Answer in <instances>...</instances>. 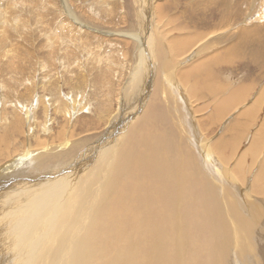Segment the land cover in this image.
<instances>
[{"label":"bare ground","instance_id":"1","mask_svg":"<svg viewBox=\"0 0 264 264\" xmlns=\"http://www.w3.org/2000/svg\"><path fill=\"white\" fill-rule=\"evenodd\" d=\"M12 1H13L12 3H14V0ZM104 1L105 3H108L107 6L110 5L111 7H114L113 0H104ZM117 1L122 2V0H115V2ZM136 1H137V5L139 6V8L137 9V16H138V21H139L138 32H135L133 30L134 32L130 31L132 33H128V34H125V33L116 34L117 37L123 36L121 38L125 39V42L123 41L124 42L123 45H125L126 48L128 47V45L131 44V42H134L135 45H137L139 49V55L137 53L139 57L138 62L136 63L133 71L130 74L126 70L127 63L125 64V62L127 60L126 56L128 55V52H129L128 49L121 50L123 54L122 60L124 63L122 62L119 64L118 62L122 60L121 59L119 60V58L118 60H115L116 58L114 59L113 58L114 56L111 55V53H109L108 55H104L106 57L109 56V62L113 63L114 65L113 67H111L112 69L111 71L113 73L112 76H116L117 74L120 75L118 76V81H122L121 80L122 76L126 75L127 73L129 74V78L127 81H124L123 84L120 83L121 85L118 88H116V86L114 87L116 91V96H117L116 99L120 107L116 112H114L111 115L110 123L107 124L106 130L104 132L105 134L99 137V139H97L94 143H92L91 145L85 148L84 146L87 143L86 139H84L83 137L77 136L76 127L74 126L73 123H72L73 126L72 124L70 126L68 125V122L70 118L72 117L74 110L72 112V110H69V108L65 107V105H64L65 108L63 106H60L62 103L60 105L55 106L54 112L56 113L60 112L63 114L62 117L64 116V123H60L58 121L60 130H59L56 142H54L56 143V146H57L54 153L58 154V156L64 157L63 158L64 161H66L65 158H67L70 161L66 164H63L65 168L64 169L62 168L61 171H59V169H56V171L54 170L51 173H54L55 176L59 177V174L63 172L65 176L61 174L62 177L65 180H67V182L68 181L70 182L66 186H60L58 184L60 186L59 187L56 184L58 179L53 178V175L50 176L51 173H44L37 177H34L33 179L42 185L40 189H43L44 187L45 189H47V191H54V190H57V188L59 187L58 189L59 192H55V194L57 193L58 194L56 196L53 194L55 196V198H53L55 200L54 204H56L55 209L58 215V217L56 218V220L58 221H55L57 222L56 227H54L53 232H51L49 239L47 238L48 245L43 249L38 248L39 250L36 251L37 252L35 254L36 257H34L35 259L33 258L34 259L33 262L34 264H190L189 262L192 260L190 258V235H191L190 227L193 224L194 219L198 221L203 215V213L206 212L207 213L206 215L208 217V224L211 226V228L213 229V232L216 234L215 239L219 241V242L214 241L215 243H213L212 245L213 255L215 254L212 258V264H232L231 263L232 261L230 259L231 258L230 248L232 244L236 245L237 251L238 253H240V255L242 256L246 255L245 260H247L249 264H261L259 261V255L262 254V249L264 247V246L262 247V242L264 240L263 238L264 236V212L261 206L256 204V205H252V207H248V206L245 207V205L240 202L238 195L237 196L234 195L233 197H230V196L225 197L223 196V191H226L227 187L229 186L232 187L234 185L233 182L232 183L230 182L229 177L231 176L232 179L234 178L230 172L234 171L235 174L237 175V178H240L245 173L244 172L245 163L247 164L248 161H251V160L256 161L258 156H260V153L262 152L261 150H263L264 120L260 123L259 127L255 129L256 132L255 134L253 133L254 134L253 139L250 142H248L249 145L246 147V149H244L242 152L239 151L241 146L244 144L245 140L249 138V134L251 133L250 131L252 130L251 128L253 127V125L257 124L259 120L258 119L259 115H257V113L260 111V107H262L264 103V87L262 86L260 88L259 95L256 97V99L253 102H249L250 104H248L247 106H242L243 103L248 101V97H249L248 92L254 87L253 85H251V83H248L247 85L240 84L236 88V91H232L231 93H226L225 96L223 95L224 97L215 103L212 111L208 115L203 116L202 118H197L196 114L192 115L191 109L193 108L192 106H194L193 103H192V106L189 105V102L187 100L188 96L186 97L185 95L186 92L184 93L183 89L180 87L181 85L179 86L178 83L175 82L176 80L174 81V75L170 74V69H166L165 70L166 72L163 70V75H161V77L163 76L164 79L161 83V89H160V93L163 97L162 101H164V103H162V105L164 106L163 109L159 110L158 112L156 111L153 112L150 116L149 115L145 116V118L142 121L143 122L142 126L138 127L136 125H133L134 126L133 133L129 129L127 131L124 130L123 135H121V131L124 128V124H123L124 113H123V106H121V104H123V102L125 103L127 94H129L130 91H132V93L133 92L137 93L139 91L138 95H140V97L137 103L136 104L134 103L133 105L136 106L137 104H139L141 107H143V105L145 106V103L148 97L147 95L151 88V82H152V81L150 82L151 77L149 76L152 74L147 73L145 70L147 62L150 60L147 61V57H145L146 54L144 56V53H143V50L146 49L145 48V46L147 45L146 42L148 40L152 42L151 41L152 38L147 39L146 37L148 35L147 32L149 33V30H147L148 28H146L144 25V23L146 22V26L148 23L149 24L148 27H150V23L148 22V12L149 11L147 10L146 11L147 13L145 12L146 10L145 4L142 1L141 2L140 0H136ZM232 1L233 0H221V3L219 4L220 5L219 9H221L220 13L223 12V4H224V9H225V13L227 17L232 16L233 15ZM9 2L10 0H8V4ZM64 2L66 3L67 1H64ZM100 2L102 1L100 0ZM16 3L17 2L15 1V4ZM6 4L7 3H5L2 6L5 7ZM67 4L68 3H66V7H67ZM117 5L118 4H116V6ZM16 6L18 8V5ZM68 6L71 7L70 4H68ZM63 7L65 6L63 5ZM69 7H68L69 12L67 11V9L66 10L64 9L65 11H62L63 13L66 12L65 16L68 17V20L60 19L61 16L60 18H58L59 19L58 24H60L64 32V33L62 32L63 35L62 33H59L62 35L60 37L61 40L66 39L67 41H71L75 43L77 41H74L73 38L76 36H79V38L77 39L78 42L85 43V41L89 39V38L87 39V36L85 35L86 31L102 32V31H99L100 29L98 30L95 28L93 29V27L92 28L88 27L87 25L89 23L87 25L86 24L84 25L81 23L82 21L78 22L79 19L77 17V14L75 13L74 9L70 11L72 7L70 9ZM10 8L12 7H9L8 9ZM2 9L5 10L6 8H2ZM19 9L20 8H18V10ZM14 10L15 12H17L16 7L14 8ZM7 11L10 12L11 9L10 11L9 10ZM71 12L73 14H71ZM17 13H18V16L22 15L19 12ZM14 15L13 17L17 18V15L16 16ZM0 19L3 21L6 20V18L5 19L0 18ZM198 20L201 21V18ZM172 21L173 20L171 19V22ZM202 21L204 20L202 19ZM1 23H0V26L3 27ZM10 24H13V23L11 22ZM253 24H256V26L252 27ZM5 25L7 26L8 24L5 23ZM16 25H19V24H16ZM155 25L158 28L160 27L157 24ZM188 25L189 24H187V26ZM202 25H205V23H202L199 25L195 24L194 26L198 28V26L200 27ZM165 27L166 25L164 26V28ZM188 27L193 28V26H188ZM240 28H242L240 30L241 32L240 36L242 40L240 41L244 40L243 44L245 46L247 42H250V41L255 44V47H253L252 51L250 52L251 60L253 61L257 60L259 63H263L264 44L260 43V37L262 34V33L260 34V31H264V3L262 4L260 14L257 16V18L252 20V22L250 21L245 22L244 26H241ZM65 29L67 30V32L65 31ZM178 29H181V27ZM233 29H234L233 26L228 25V27L226 29H223L222 31L219 28L218 29L214 28L211 31L200 30L199 33H193L191 31L183 32L182 30V32L180 31L181 33L178 32L179 33L178 37L174 38L175 41H173L174 39L167 40L166 43L171 48H168V46H166V48L170 50V53L176 52L174 54H176L177 57H180L179 59H181L179 63L177 62L179 64L178 66H182L184 65L186 60L192 59L193 57L197 55H201L200 53H202L204 49H206L209 46H212L216 42L218 43L219 41H221V38L224 39V37H227V36H224V34L226 32H232ZM22 30L24 31L26 29H22ZM153 33L154 32H152V34ZM17 34H14V35H17ZM94 35H96V33ZM229 35L231 34L229 33ZM22 36H21V39H22ZM6 37H8V35H6ZM56 37H57L56 39L57 41L60 40V38L58 39V36ZM98 38H100V36H98ZM262 39L261 40L263 42L264 37ZM19 40H20V37H19ZM100 40H102V38ZM110 40L112 41V39ZM194 40H196L195 41L196 44H194V46L197 44L198 45L195 48V50L192 52L190 49L193 48L192 47L193 44H191L190 42H193ZM115 42L116 43H113V45L111 46H114V44H118L117 41ZM173 42L175 43V45ZM179 42H181V44L183 43L186 46L188 45L191 48L186 47L188 49L181 51V49L183 48L181 46V49H180V45H178ZM239 42L233 43L231 48L228 47L226 49L228 52L225 54V56H222L221 53L220 54L215 53L209 56L208 59L211 61L209 62V64L205 60L201 59L200 62H198L196 65L193 66V69L200 71L199 75H201L204 72L201 76L202 78L201 81L204 82L203 86L206 87L207 92L209 94L218 96V93H220L221 90L223 92L224 90L226 91V89L228 88V84H227V87H222L221 83H219L220 81H218L216 78L217 76H213L214 71L212 72L211 69H214L215 68L214 66L219 65L220 63L226 62L227 60L229 61V59L227 58H243V56L249 57V53L247 52V50L245 51V49L242 47L238 48ZM54 44L55 43L53 42V45ZM151 44L155 45L154 43H151ZM243 44L241 46H243ZM66 46L68 47L69 44H66ZM83 47H85V45ZM137 47L135 46V48ZM71 48H72V45H71ZM153 48L155 50V47ZM237 48L238 50L235 51V49ZM209 49H211V47ZM115 50H117V47ZM189 50L191 51V54ZM185 51H189L190 56H185L186 55ZM6 52L7 51H5V53ZM170 53L168 52V56L166 57H169V55H171ZM72 55H74V53ZM78 57L80 59V56ZM106 57L105 59L108 58ZM177 57H176V60H177ZM113 59L115 60L114 62H113ZM79 61L75 62V64L78 65L79 68L84 69L83 65H81ZM167 61H171V60H169L168 58ZM69 64H66L65 67L69 66ZM71 65H74V64L71 63ZM41 66L43 68H46L47 65L42 64ZM2 82L0 83L3 85ZM18 83H20V81H18ZM11 86L12 85L9 86L10 89H11ZM200 86L201 84H198V81L197 83L194 82L190 86L189 91L190 93H192L190 94L192 98H196L197 93L200 92L201 90ZM33 88L34 86H32V89ZM10 89L8 88L9 91ZM15 90L17 89L15 88L14 91ZM192 98L190 99L192 100ZM39 100L41 102V99ZM195 101H197V99H195ZM42 103L45 106L44 113L48 114L49 106L47 102L44 100ZM12 107L14 106L12 105ZM81 107L83 108V106ZM237 107H241L242 110H238L234 118L232 120H229L227 124L222 126L223 128L220 127L223 130V132L221 130L222 133H220L216 139L209 137V132L211 133L212 125L213 124L220 125L222 120L225 119L224 117L227 114L231 113ZM32 108L30 109L25 108L24 111L21 110L22 109L21 107H19V109H16V110L13 109V118L11 120H10V117L9 119H7V117L5 116L3 117V120H5V125L10 124L14 128H17V130L15 131L21 133V130L23 128V122H25L26 119L28 121H31V119H33L35 116L34 106H32ZM188 112L190 114H188ZM109 113L110 112H108V114ZM132 115L130 118L129 117L126 118L127 124L130 121H132L133 116H134ZM205 118H206V121H208V123H205L206 128H204L201 125L202 120L205 121ZM148 120L151 123L147 126ZM30 124L31 123H29V125ZM2 128H3V125H2ZM44 128L46 131L47 129L46 125L44 126ZM110 139L111 140L114 139V140L108 146H104L110 142ZM118 141H119V144H117ZM40 142L43 143V146L38 147L39 145L37 144L38 145L37 147L38 149H41V150L46 149L51 145V143H48L47 139L46 141L41 140L39 141V143ZM83 147L84 149H82ZM30 149L31 148L29 146L27 151H24V154L26 152L33 153V151ZM102 149L104 150V153L101 155H98L97 152L99 150L102 151ZM58 150L60 152H58ZM48 152L49 151L47 150L39 151L37 153L34 152L33 154L36 153V156L33 155L32 159H29L27 157L26 158L17 157L18 159L14 161L12 160L11 157H8L11 159L5 162L6 165L2 164L3 167L0 166L2 167L0 168V170L5 169V168H7L6 170H9L16 166L15 163H19L20 161H21L20 163L21 166H25L24 165L25 163L23 162L29 163L33 159H35L36 162L41 161L45 159L47 156L51 155V153H48ZM227 152L229 153L228 155H227ZM0 153L1 154L7 153V148L2 149ZM233 161H236V164L233 167H230L229 165L232 164ZM222 162L228 163V166L230 168L228 170L223 169L222 168L223 164L221 166ZM59 168H61V166H59ZM230 169L232 170L230 171ZM228 172L230 175L228 174ZM2 174L3 173H1V175ZM257 176L259 177V174ZM12 177H15V175ZM10 179H8V181ZM12 182L13 181L11 180V182L9 183L11 184ZM36 182L35 183L33 182V183L36 184ZM63 182L65 183V181ZM28 187H29V184H28ZM32 187H35V186H32ZM42 192L44 193L45 191H42ZM46 193L48 194V192ZM26 194L29 195V193H26ZM19 198L21 199V197ZM45 199L47 200V198ZM31 200H33V198ZM37 201L39 200L37 199ZM25 205L26 204H24L23 206ZM51 210L52 209H50V213H51ZM191 216L193 220H190ZM48 218L50 219L52 218V216L51 217L48 216ZM41 241H38V242H41ZM29 250L31 251V249ZM25 259L27 260V258Z\"/></svg>","mask_w":264,"mask_h":264},{"label":"rangeland","instance_id":"2","mask_svg":"<svg viewBox=\"0 0 264 264\" xmlns=\"http://www.w3.org/2000/svg\"><path fill=\"white\" fill-rule=\"evenodd\" d=\"M15 1L18 4L17 3L15 4ZM64 1H67L66 3L70 4L72 8L69 7L68 4L66 7V3ZM101 1L103 3L100 2V0H27V1H25V0H20V1L14 0V3H12L13 1L10 0V2L8 4V0H3V1L0 0V6H1L0 7V18H2V19L6 18V20H7V21L6 20L3 21L0 19V23L2 22L1 25H3V27H4L3 28L0 26L1 27L0 28V36H1L0 37V44H1L0 45V74H1L0 79H2V80H0V82L3 81L2 82L3 85L0 83L1 84L0 85V111H1L0 112V140H1L0 151L2 149L7 148V153H4V154L0 153V166H2V164H5V162L11 158L14 161L16 159H18L19 157L20 158L21 157H23V158L27 157L29 159H32L33 155L36 156L37 152L44 151V150H47V151H49L48 153H51V155L47 156L45 159H43L41 161L36 162V160L33 159L29 163L23 162V163H25L24 164L25 166H21L20 165L21 161H20L19 163H15L16 166L9 169V170H6L7 168L0 170L1 171L0 172V178H2V179H0V196H2V197H0V199H1L0 200V264H30V263L34 264L33 260L35 259L34 257H36V255H35L37 253L36 251L39 250L40 248L43 249L48 245L47 238L49 239L51 232H53L54 227H56L57 222H55V221H58V220H56L58 215H57V212L55 209V205H56V204H54L55 200L53 198H55V196L58 194V193L55 194V192H59V190H58L59 187L68 185L70 181L67 182V180H65L62 177L61 174H63L65 176V174L63 172L59 174V177L55 176V174L51 173V172L54 170L56 171V169H59V171H61L62 168L63 169L65 168V166L63 164L68 163L70 160L65 158L66 161H64L63 160L64 157L58 156V154L54 153L55 149L57 148L56 143H54V142H56V139L58 137V133L60 130L59 125H58V121L60 123H64V116L62 117L63 114L60 112L59 113L54 112L55 106L60 105L62 103L60 106L64 107V105H65V107L69 108V110H72V112L74 110V113H73L72 117L70 118L68 125L70 126L73 123L74 126L76 127L77 136H80V137H83L84 139H86L87 143L84 146L86 148L87 146L94 143L97 139H99V137H101L102 135L105 134L104 132L106 130L107 124L110 123L111 115L114 112H116L120 107V105L118 104L117 99H116L117 96H116V91H115L114 87L116 86V88H118L121 84H123L124 81L128 80V78H129L128 73L131 74L136 63L138 62L139 49H138L137 45H135L134 42H131V44L128 45V47L126 48V46L123 45V43L125 42V39L121 38L123 36H120V37L116 36V34H118V33L128 34V33L134 32V31L138 32L139 21H138V16H137V9L139 8V6L137 5V1L136 0H122V2L117 1L118 2L117 3V2H115V0H113L114 4H115V5L113 4L114 7H111L110 5L107 6L108 3H105L104 0H101ZM141 1L145 4V9H146L145 12L147 10L149 11L148 12V22L150 23V27H148L149 26L148 23L146 26V22L144 23V25L146 28H148L147 30H149V33L147 32L148 35L146 37H147V39L152 38L151 39L152 42H150L148 40L146 42L147 45L145 46L147 51H146V49L143 50V48H142V50H143L144 56L146 54L145 57H147V61L148 60L151 61V62L148 61L149 63L147 62L145 70L147 73L152 74V75H149L151 77L150 82L151 81L152 82H151V88H150L148 95H147L148 97H147L145 106L143 105V107H141L139 104H137L136 106L133 105L134 103L135 104L137 103V101L140 97V95H138L139 91L137 93H135V92L132 93V91H130L129 92L130 96H129V94H127L125 103L123 102V104H121V106H123V113H124V118H123L124 128L121 131V135H123L124 130L127 131L129 129L133 133L134 132L133 131V127H134L133 125H136L138 127L142 126L143 125L142 121L145 118V116H147V115L150 116L153 112H155V111L158 112L159 110L163 109L164 106L162 105V103H164V101H162L163 97L160 93V89H161V83H162L164 78H163V76L161 77V75H163V70L165 71L166 69H170V74L174 75V81L176 80L175 82L178 83L179 86L181 85L180 87L183 89L184 93L186 92L185 95H186V97L188 96L187 100L189 102V105L192 106V103H193L194 106H192L193 108L191 109L192 115L196 114L197 118H202L203 116L208 115L212 111L215 103L218 102V100H221L225 96L226 93H231L232 91H236V88L240 84L247 85L248 83H251V85H253V87H254L253 89H251L252 91L250 90L248 92V94H249L248 101L243 103L242 106H247L248 104H250L249 102H253L256 99V97L259 95L260 88L262 86L264 87V59H263V63H259L257 60H255V61L251 60L250 52L252 51V48L255 47V44L250 41V42H247V44L245 46L243 44L244 40L240 41V40H242V38L240 36L241 35L240 30L243 28V27L242 28H240V27L244 26L245 22H249V21L252 22V20L257 18V16L260 14V10L262 8V4L264 3V0H233L232 1V3H233V6H232L233 15L230 17H227V15L225 13L224 4H223V12L220 13L221 9H219V7H220L219 4L221 3V0H218V1L217 0H140V2ZM23 2H25V3H23ZM5 3H7L5 5V7L2 6ZM116 4H118V5L116 6ZM8 5H10V6H8ZM16 5H18V8H20L19 10H18ZM63 5L66 7L67 11H68V7H69V9L71 8L70 11L72 9H74V11L77 14V17L79 19L78 22L82 21L81 23L84 25L85 24L87 25L89 23L87 25L88 27H90V28L93 27V29L95 28L98 30L100 29L99 31H102L104 33L95 32V31L94 32L86 31L85 35L87 36V39L89 38L88 40L90 41V43L88 40L85 41V43H87V44H85L84 42H82V43L78 42L77 39L79 38V36H76L73 38L74 41H77L75 43H73L71 41H67L66 39H63L64 41L61 40L60 37L63 35L64 32H63L60 24H58L59 23L58 18H60V16H61L60 19H67L68 20V17L65 16L66 12L65 13L62 12V11L66 10L65 7H63ZM13 6H14V8L16 7L17 12L22 14L21 16H18V13L15 12ZM9 7H12V8H10L11 11H10V9H8ZM2 8H6V9L4 10ZM39 8H41V9H39ZM159 9H161V10H159ZM7 10H9L10 12H8ZM159 11L161 12L162 15L160 14ZM59 12H60V14H59ZM4 14H5V16H4ZM12 14L13 15L15 14L14 16L17 15V18H14ZM71 14H73V13L71 12ZM227 14H228V12H227ZM94 15H96V16H94ZM56 16H57V18H56ZM21 17H22V19H21ZM163 18H164V20H163ZM200 18H201V21L198 20ZM160 19H161V21H160ZM171 19L173 20L172 22H171ZM202 19L204 21H202ZM14 20H16V21H14ZM105 20H107V21H105ZM162 20H163V22H162ZM11 22L13 24H10ZM20 22L21 23L23 22L22 24H24V25H22ZM166 22H167V24H166ZM5 23H7L8 25L6 26ZM202 23H205V25H202L200 27L198 26V28L194 26L195 24L199 25ZM16 24H19V25H16ZM155 24H157L160 27L158 28ZM187 24H189L188 26H193V28L188 27ZM165 25H166V27L164 28ZM228 25L233 26L234 29L232 30V32H226L224 34V36H227V37H224V39L221 38V41H219L218 43L216 42L212 46H209L206 49H204V51L202 53H200L201 55H197V56L193 57L192 59L186 60V62L182 66H178L179 65L178 63L181 59H179L180 57H177V55L174 54L176 52L170 53V50H168V48H171V47L167 45V43H166L167 40L177 38L178 34L181 33L182 30H183V32H190L191 31L193 33H199L200 30L211 31L214 28H216V29L219 28L222 31L223 29H226L228 27ZM217 26H218V28H217ZM253 26H256V24H253L252 27ZM180 27H181V29H178ZM22 29H26V30L23 31ZM19 31H21V32H19ZM25 31H26V33H25ZM53 31H54V33L55 32L56 33L54 34ZM65 31L67 32L66 29H65ZM130 31H132V32H130ZM1 32L2 33L4 32V33L2 34ZM152 32H154V33L152 34ZM17 33H19V34H17ZM59 33H62V35ZM95 33H96V35H94ZM150 33H151V35H150ZM229 33L231 35H229ZM14 34H17V35H14ZM260 34H261V37L262 36L264 37V31H260ZM6 35H8V37H6ZM22 35H24V36H22ZM14 36H16V37H14ZM21 36H22V39H21ZM56 36H58V39L60 38V40L57 41ZM94 36H96V37H94ZM98 36H100V38H98ZM19 37H20L21 41L19 40ZM90 37H91V39H90ZM261 37H260V43L264 44V41L262 42L263 37L262 38ZM101 38H102V40H100ZM110 39H112V41ZM91 41H92V43H91ZM115 41H117L118 44H114V46H111V45H113V43H116ZM173 41H175V39ZM195 41L196 40H194L193 42H190L191 44H193V46H192L193 48L189 47L188 45L186 46L183 43L181 44V42H179L178 45H180V49L182 46L183 49H181V51H184L185 49L191 48L190 50L193 52L198 45L197 44L194 46V44H196ZM53 42L55 43L54 45H53ZM99 42H101V43H99ZM236 42H239L238 48L242 47L245 49V51L247 50V52L249 53V57L243 56V58H227V59H229V61L228 60L226 61L227 63L223 62V63H220L219 65L214 66L215 68L213 67L214 69H211L212 72L214 71L213 76H217L216 78L218 81H220L219 83H221L222 87H227V84H228V88L226 89V91L224 90L223 92L221 90V92L218 93V96L211 95L207 92L206 87L203 86L204 82L201 81L202 80L201 76L204 72L201 75H199L200 71L193 69V66L196 65L198 62H200L201 59L205 60L209 64V62H211L208 59L209 56H211L215 53H219V54L221 53L222 56H225V54L228 52L226 49L228 47L231 48L233 43H236ZM61 43H62V45H61ZM151 43H154L155 45H152ZM66 44H69V46L67 47ZM83 44L85 45V47H83L84 46ZM242 44H243V46H241ZM50 45H52V46H50ZM71 45H72V48H71ZM174 45H175V43H174ZM99 46H101V47H99ZM135 46L137 48H135ZM166 46H168V48H166ZM116 47H117L118 51L120 50L119 52L117 50H115ZM153 47H155V50ZM186 47H188V48H186ZM210 47H211V49H209ZM75 48H76V50H75ZM238 48L235 49V51H237ZM263 48H264V46H263ZM127 49L129 52H128V55L126 56L127 60H126L125 64L127 63L126 64V67H127L126 70L128 73L126 75L122 76V79H121L122 81H118V76H120V75L117 74L116 76H112L113 73L111 71L112 70L111 67H113L114 65H113V63L109 62V56H107L108 57L107 58L104 55H108L109 53H111V55L114 56L113 58L114 59L116 58L115 60H118V58H119V60L120 59L122 60L123 54H122L121 50H127ZM8 50H10V51H8ZM105 50H107V51H105ZM137 50H138V52H137ZM5 51H7V52L5 53ZM97 51H99V52H97ZM189 51H185L186 55L185 54L184 55L190 56L191 51H190V54H189ZM68 52H70V53H68ZM168 52L171 55H169V57H166V56H168ZM73 53H74V55H72ZM98 53H100V54H98ZM137 53H138V55H137ZM148 53H150V54H148ZM152 53H153V55H152ZM15 54H16V56H15ZM52 54L54 57L52 56ZM120 55H122V56H120ZM78 56H80V59ZM96 56H98V57H96ZM105 57L107 59H105ZM176 57H177V60H176ZM25 58H26V60H25ZM99 58H100V60H99ZM168 58L171 61H167ZM220 58H222V57H220ZM52 59H54V60H52ZM114 59H113V62L115 61ZM74 61L75 62L79 61V63L81 65H83L84 69L79 68V66L76 65ZM230 61H231V63H230ZM122 62H123V60L118 62V63L120 64ZM167 62H169V63H167ZM71 63H73L74 65H71ZM165 63H167V64H165ZM42 64L47 65L46 68H43L41 66ZM66 64H69V66L65 67ZM187 64H188V66H187ZM148 65H149V67H148ZM152 65H154V66H152ZM203 65H205V64H203ZM47 67H48V69H47ZM161 68H162V70H161ZM13 70H15V71H13ZM150 70H152V71H150ZM171 70H173V71H171ZM144 73H145V71H144ZM45 75H46V77H45ZM29 76H30V78H29ZM35 76H37V77H35ZM154 76H155V78H154ZM15 81H17V82H15ZM18 81H20L21 84L18 83ZM197 81H198V84H201V86H200L201 90H200V92L197 93L196 98H192V96H190V94H192V93H190V91H189L190 86L194 82L197 83ZM175 82H174V84H175ZM34 83H35V85H34ZM42 83H43V85H42ZM4 84H5V86H4ZM223 84H224V86H223ZM8 85L9 86L12 85L11 89ZM28 85H29V87H28ZM112 85H113V87H112ZM32 86H34L33 89H32ZM7 87L10 89V91L8 90ZM14 87L17 90L14 91V89H15ZM30 91H32V92H30ZM60 94L63 96V98ZM133 95H134V97H133ZM38 98L41 99V102ZM190 98H192V100ZM195 99H197V101H195ZM12 100H13V102H12ZM42 100L43 101L45 100L49 106L48 114L44 113L45 112V106L42 103L43 102ZM88 101H89V103H88ZM75 104H76V106H75ZM3 105H4V107H3ZM12 105L15 108L12 107ZM17 106L21 107L22 111H24L25 108L30 109V108H32V106H34V110H35L34 118L31 119V121H28L26 119L25 122H23V128L21 130V133L15 131V130H17V128H14L12 125H10V124L5 125V120H3L4 116L7 117V119H9V117H10V120H11L13 118V109L14 110L19 109V107H17ZM73 106H75V107H73ZM81 106H83V108ZM235 109L233 110L234 112L232 111L233 113L231 112L224 117L225 119L222 120L220 125H214V124L212 125L211 133L209 132V137L216 139L217 136H219V134L223 132V130L220 127L227 124V122L229 120H232L234 118V116L236 115L238 110H242L241 107H237ZM124 111H126V112H124ZM108 112H110V113L108 114ZM188 114H190V113L188 112ZM131 115L133 116V119H132V121H130L127 124L126 118H128V117L130 118ZM257 115H259L258 116L259 120H258L257 124L253 125V127L251 128L253 130V131L252 130L250 131L252 134L251 133L249 134V138H248L249 140L248 139L245 140L244 144L241 146V148L239 150L240 152H242L244 149H246V147L249 145L248 142H250L253 139V135L256 132L255 129H257L259 127L260 123L264 120V118H263L264 117V103H263L262 107H260V111L257 113ZM149 116H148V118H149ZM106 122H108V123H106ZM161 122H163V121H161ZM202 122H203V124H202ZM202 122H201V125L204 128H206L205 123H208V121H206V118H205V121L202 120ZM29 123H31V124L29 125ZM150 123L151 122L148 120L147 126ZM73 124H72V126H73ZM2 125H3V128H2ZM45 125L47 127L46 131L44 128ZM92 129H94V130H92ZM221 130H222V132H221ZM208 131H210V130H208ZM213 134H214V136H213ZM46 139H47L48 143H51V145L49 144L50 146L46 149H42V150L38 149V147L43 146V143L42 142L39 143V141H41V140L46 141ZM113 140L110 139V142L104 146H108L110 143H112ZM119 141L117 144H119ZM29 146L31 148L30 150H32L33 153L36 152L35 154H33L32 152H29V153L26 152L24 154V151H27ZM84 147L82 149H84ZM100 150L97 152L98 155H101L104 153L103 149H102V151H100ZM261 151H262L261 152L262 154L260 153V156H258L256 161L251 160V161H248L247 164L245 163V166H244V172L245 173L243 175L244 178H243V176H241L240 178H237V175L235 174V172L234 171L230 172L232 170V169H230L229 172L232 174V176L234 178L232 179L231 176L229 178H230V182L234 183V185H233L234 188H233V186L227 187L226 191H223V196L233 197L234 195H236V196L238 195L240 202L243 203L245 205V207H247V206L252 207V205L258 204L261 206V208L264 212V194H263L264 193L263 192L264 191V178H263L264 177L263 176L264 175V170H263L264 169V166H263L264 165V145H263V150H261ZM58 152H60V151L58 150ZM27 154L29 157L27 156ZM228 154L229 153L227 152V155ZM8 157H11V158H8ZM222 164H223V166H222ZM235 164H236V161H233L232 164H230L229 166L233 167ZM259 165H261V166H259ZM59 166H61V168H59ZM221 166L223 169H226V170H228L230 168L228 166V163H225V162H222ZM2 167H0V168H2ZM248 168H249V170H248ZM46 171H48V172H46ZM229 172H228V174H229ZM1 173H3V174L1 175ZM44 173H51L50 176L53 175V178L58 179L56 184L57 185L59 184L60 186L58 185L59 187L57 188V190L47 191V189H45L44 187H43L44 190L40 189L42 187V185L40 183L36 182L35 180H33L34 177H37V176L44 174ZM258 174H259V177L257 176ZM14 175H15V177H12ZM3 176H4V178H3ZM60 178H61V180H60ZM8 179H10V180L8 181ZM62 179H64V180H62ZM11 180L13 182L10 184L9 182H11ZM17 180H19V181H17ZM20 181L22 184L20 183ZM23 181L25 182V184ZM32 181L34 183L36 182V184H34ZM63 181H65L66 184ZM260 181H262V182H260ZM14 183H16L17 185ZM30 183L32 184V186H35V187H32ZM247 183H249V184H247ZM28 184H29V187H28ZM256 185L258 186V188ZM38 186H40V187H38ZM252 186H253V188H252ZM38 189H40V190H38ZM42 191H45V192L43 193ZM30 192H32V193H30ZM46 192H48V194ZM231 192H232V194H231ZM5 193H6V195H5ZM26 193H29V195ZM50 193H51V195H50ZM26 195H28V196H26ZM30 195H32V196H30ZM43 195H45V196H43ZM48 195H50V196H48ZM52 195H53V197H52ZM18 196L21 197V199ZM253 196H254V198H253ZM22 197H24V198H22ZM32 198H33V200H31ZM45 198H47V200ZM26 199H27V201H26ZM37 199L39 201H37ZM42 199H43V201H42ZM47 201H48V203H47ZM19 203L20 204L22 203L23 205L26 204V205L23 206L22 204L20 205ZM50 209H52L51 213H50ZM47 210H49V211H47ZM55 213H56V215H55ZM206 214L207 213L204 212L198 221H196L194 219L193 224L190 227V234H191L190 235V258L192 259L189 262L190 264H212V258L215 255V254L213 255L212 245H213V243L219 242V241L215 239L216 234L213 232V229L208 224V217ZM48 216L49 217L52 216V218L49 219ZM59 217H60V215H59ZM41 220H42V222H41ZM44 220H45V222H44ZM190 220H193L192 216L190 217ZM12 230H13V232H12ZM46 234H48V235H46ZM46 236H48V237H46ZM263 238H264V236H263ZM38 241H41V242H38ZM41 245H42V247H41ZM263 246H264V240L262 242V247ZM33 247H34V249H33ZM29 249H31V251ZM22 256H23V258H22ZM230 256H231L230 259L232 261L231 262L232 264H249V262L247 260H245L246 255L245 256L240 255V253H238V251H237L236 245H234V244L231 245ZM25 258H27V260ZM259 261L261 264H264V247L262 249V254L259 255Z\"/></svg>","mask_w":264,"mask_h":264}]
</instances>
